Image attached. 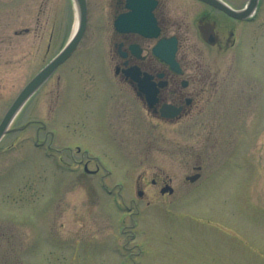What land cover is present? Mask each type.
<instances>
[{"label":"rangeland","instance_id":"374dc122","mask_svg":"<svg viewBox=\"0 0 264 264\" xmlns=\"http://www.w3.org/2000/svg\"><path fill=\"white\" fill-rule=\"evenodd\" d=\"M228 1L241 9L247 0ZM43 2L0 0V121L14 95L37 71L36 55L34 63L10 62L12 39L22 48L30 43V37L14 32L29 28L51 33L50 57L74 32V0H49L48 20L40 19L37 25ZM105 5L106 0H92L93 19ZM93 19L81 48L91 45L97 31ZM247 27L255 38L250 46L243 36L242 53L252 55L247 71L264 79V0L258 20ZM232 50L213 62L222 75H234L237 69ZM77 54L67 70L82 87L80 105L67 102L58 120L52 95L46 114L44 89L17 121H46L60 133L54 146L73 150L52 151L45 158L31 142L20 141V134L10 135L0 146V172L16 166L10 174L15 186L5 184L0 190V227L13 225L18 232L16 260L0 264H264V184L258 183L255 194L248 196L243 188L251 176H264V103L237 102V113L224 119L217 105V113L206 118L168 122L130 98L125 112L106 118L104 109L83 99L95 91V84L115 80L114 75L102 68L98 57L89 60L87 52ZM23 56L18 52L16 57ZM57 89L55 76L49 90ZM29 136L34 129L20 137ZM16 140L18 146L6 151ZM88 156L100 165L96 176L87 177L74 163ZM59 160L65 163L60 166ZM197 166H202V178L190 183L187 177L197 173ZM154 179L158 186L152 184ZM165 180L172 181L173 194H161ZM103 182L112 194L104 191ZM240 237L252 243L244 244Z\"/></svg>","mask_w":264,"mask_h":264},{"label":"flooded vegetation","instance_id":"af4514ba","mask_svg":"<svg viewBox=\"0 0 264 264\" xmlns=\"http://www.w3.org/2000/svg\"><path fill=\"white\" fill-rule=\"evenodd\" d=\"M48 1L44 0L41 4L37 25L40 23V19L41 22L43 18L48 20V12L45 13V9L48 8ZM218 1L237 10L236 6L228 0ZM248 1L243 7L247 5ZM91 4L92 0H87V30L79 46L57 68L54 74L42 82L19 107L0 139V146L10 135L20 134L21 136L32 128L34 129V136L26 138L19 136V140L31 142L32 148L36 151H42L45 158L53 155L52 151L73 150L70 146H63L61 149L54 146L53 142L60 133L58 130L49 129L46 121L31 119L22 124H18L17 121L44 89L46 90L43 104L46 114L49 115L51 111L49 97L52 95V97L57 98V112L53 110V113L58 120L64 117V106L67 102L70 101L72 106L74 104L80 105L82 87L77 80L73 82L74 75L68 73L69 70H67L69 62L75 60L77 53L80 52H87L89 60L93 58L92 55L98 57L102 63V68L114 75L115 80H107V85L95 84V91L83 99L95 102L96 106L104 109L106 118L116 111L125 112L126 101L130 98L155 118L168 122H177L185 118H206L212 113H217V105L220 106L219 114H222V119H224L229 114L237 113V102L264 103V79L250 75L247 71V65L250 64L252 55L249 51L242 53L244 50L241 47L245 35H247V41L251 43L250 46L255 45L253 44L255 38L252 32L249 34L247 24L256 23L258 16L257 18L254 16L247 20H238L204 0H106L102 12L94 18L97 31L91 38V45L81 48L85 43L90 22L93 19ZM120 17H122L123 22L122 30H119L116 25ZM141 24L145 26V31L140 30ZM14 35L16 37H30V43L26 44L29 45L28 47L22 48L17 39H12L10 53L13 57L10 62L18 64L19 61H30L34 63L32 58L36 55L35 68L37 71L14 95L0 124L26 87L64 48L62 47L54 56L50 57L51 37H54L51 33L33 31L27 28L23 31H15ZM172 40L177 43L175 59L179 71L162 58L163 55L169 53L170 48L167 45H161V43ZM158 46L159 49L157 50ZM231 50L233 51L232 60L237 63V69H233L234 75L230 71L222 75V71L217 68V65H213V62L220 55L227 54ZM18 52H24V56L17 59ZM231 67L233 65H230ZM55 76H57L58 89L54 93L53 90H49V85ZM243 76L244 79H242ZM235 79L237 80L236 84L233 83ZM243 81L246 87H243ZM99 93H104L105 96H100ZM232 103L234 112L231 110ZM177 110L179 113L173 114ZM41 112L45 113L43 110ZM63 139L65 140V138ZM17 142L16 140L6 148V151L17 147L19 144ZM76 148L78 153L82 151L81 146L78 145ZM84 152L87 155L88 151L85 150ZM95 162L90 156L88 159L74 160L79 168L83 167L87 177L99 174L100 165ZM64 163L63 160L57 161L60 166ZM92 163L96 165L94 170L90 169ZM14 167L16 166H10L8 170L0 172V190H3L5 184H8L9 187L15 186L16 181H10L14 176V174L13 176L10 175L14 171ZM195 169L197 170L196 174L200 175L198 178L200 180L202 178V166H197ZM104 177V175L101 176L102 180ZM3 179H9V181ZM250 179L249 186L246 183L243 185V188L247 190L244 191L247 196L255 194V186L258 183L264 184V176H251ZM171 183V180H165L160 192L167 185L172 186ZM152 184L154 186L159 185L156 179L152 180ZM103 185L104 191L112 192L104 182ZM237 186L239 187L240 184L238 183ZM138 194L142 197L144 191H139ZM14 200L17 202L15 196ZM3 209L0 207L1 211ZM12 226L0 227L1 261L12 262L17 258L18 232L16 227ZM239 239L244 244L252 243L241 237Z\"/></svg>","mask_w":264,"mask_h":264},{"label":"water","instance_id":"95a60500","mask_svg":"<svg viewBox=\"0 0 264 264\" xmlns=\"http://www.w3.org/2000/svg\"><path fill=\"white\" fill-rule=\"evenodd\" d=\"M215 7L223 10L227 14H229L232 17L238 18V19H247L254 13L259 0H250L247 7L241 10H233L231 7L225 5L224 3L218 1V0H204ZM76 9H77V23H76V29L74 34L72 35V38L68 42V44L65 46V48L57 55L56 58H54L51 63L45 67L35 78L34 80L26 87V89L23 91L20 98L17 100V102L9 109L8 113L6 114L5 118L3 119L2 123L0 124V139L4 135L5 131L7 130L8 126L10 125L13 117L15 116L16 111L19 109V107L23 104V102L27 99V97L34 91L38 86L42 84L45 80H47L49 77L52 76V74L56 71L58 66L62 64L78 47L81 39L83 38L86 28H87V15H88V7H87V0H75ZM122 17H120L116 25L119 30H122ZM140 30L145 31V26L140 25ZM161 45H167L169 46V53L166 55H163L162 58L169 63L175 70L179 71L178 63L175 59L176 51H177V43L175 40L168 41V42H162ZM159 49V46L157 50ZM200 175H194L192 177H188L187 179L191 182H195ZM173 193V188L166 187L162 190V193L165 194L166 192Z\"/></svg>","mask_w":264,"mask_h":264}]
</instances>
